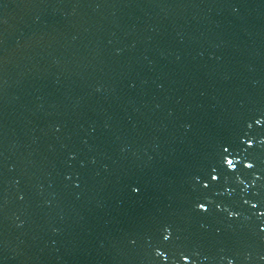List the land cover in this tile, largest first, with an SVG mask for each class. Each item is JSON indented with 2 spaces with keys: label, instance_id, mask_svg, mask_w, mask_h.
Instances as JSON below:
<instances>
[{
  "label": "clouds",
  "instance_id": "9594fccd",
  "mask_svg": "<svg viewBox=\"0 0 264 264\" xmlns=\"http://www.w3.org/2000/svg\"><path fill=\"white\" fill-rule=\"evenodd\" d=\"M199 207H200L201 209H204V205H203V204L199 205ZM167 238H168V237L166 236L165 239H167Z\"/></svg>",
  "mask_w": 264,
  "mask_h": 264
}]
</instances>
